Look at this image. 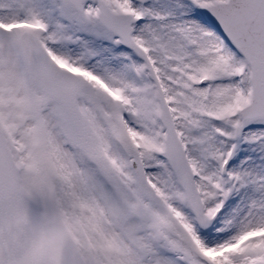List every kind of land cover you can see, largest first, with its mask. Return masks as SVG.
<instances>
[{
  "label": "snow or ice",
  "instance_id": "obj_1",
  "mask_svg": "<svg viewBox=\"0 0 264 264\" xmlns=\"http://www.w3.org/2000/svg\"><path fill=\"white\" fill-rule=\"evenodd\" d=\"M0 264H264V0H0Z\"/></svg>",
  "mask_w": 264,
  "mask_h": 264
}]
</instances>
